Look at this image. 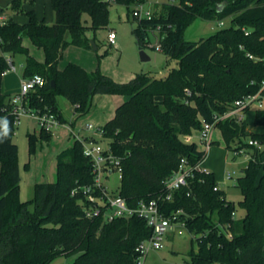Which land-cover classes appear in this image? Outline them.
Returning <instances> with one entry per match:
<instances>
[{"label":"trees","instance_id":"trees-1","mask_svg":"<svg viewBox=\"0 0 264 264\" xmlns=\"http://www.w3.org/2000/svg\"><path fill=\"white\" fill-rule=\"evenodd\" d=\"M50 2L53 23L39 18L36 0H12L11 9L27 21L9 18L0 24V264H53L61 255H75L68 264H138L137 248L152 235V227L138 215L111 221L86 216L87 196L82 187L92 185L95 174L79 140L58 154L56 180L36 182L33 197L21 199L19 147L14 141L17 127L9 111L10 96L2 90L7 56L14 60L20 54L25 56L23 76L44 78V84L29 93V105L56 113L61 122L66 120L58 103L60 95L74 104L76 117L89 113L97 94L127 97L102 126L100 139L109 140L123 165L120 183L111 191L126 198L130 206L159 197L166 214L182 209L180 218L185 219L187 230L203 234L192 238L198 248L189 253L191 264H264V108L256 109L254 116L261 131L249 132L245 119L225 118L216 124L229 151L246 148L252 154L235 181L242 194L238 204L245 209L243 216H233L236 204L219 186L213 170L175 189L171 200H166L165 184L183 157L196 163L203 156L200 141H186L185 136L195 135L203 120L213 121L215 115L233 108L236 99L260 89L264 0H178L163 3L151 18L133 15L141 50L150 43V33L157 32L160 50L168 62L176 60L177 65L165 76L141 72L127 82L75 62L59 67L68 44L92 47L95 32L109 24L112 3ZM145 2L116 1L129 8ZM196 17L229 19L230 25L208 37L187 40L184 28ZM26 37L44 50V61L30 52ZM39 136L47 140L52 132L42 129ZM37 138L36 133H29L31 151ZM250 139L260 145L249 144ZM76 188L78 192L73 193Z\"/></svg>","mask_w":264,"mask_h":264},{"label":"rangeland","instance_id":"rangeland-1","mask_svg":"<svg viewBox=\"0 0 264 264\" xmlns=\"http://www.w3.org/2000/svg\"><path fill=\"white\" fill-rule=\"evenodd\" d=\"M167 2H178V0H146L145 5L150 7L154 13H159L163 3ZM35 7L37 15L40 18H45L48 23H53L55 12L50 0H36ZM0 8L1 11H13L9 4L1 5ZM132 9L133 6L129 8L126 4L112 3L109 7V24L107 27L98 29L95 32V40L92 42V47L83 48L68 44L63 52L64 62L73 61L79 63L89 71L100 70L119 82H127L133 74L141 72L165 76L169 68L177 65V61L171 60L168 62L166 53L156 47L158 43L157 32L150 33V43L143 48L150 59L142 60L140 55L141 48L137 43V37L133 31L137 26V21L133 16ZM229 25V19L221 22L219 20H205L196 17L184 28L183 34L185 39L196 41L202 37H208L217 30ZM110 31H114L117 36L115 44H111L108 41ZM88 35L91 38L94 37L93 31H88ZM66 37L70 41L71 36L69 32ZM24 41L27 46H30L31 53L38 60L41 61L42 55L45 59L42 48L34 45L27 37ZM14 63L17 70L3 76L2 83V90L8 92L10 95L17 93L21 88V79L24 77L25 70V56L21 54L15 56ZM109 97L113 96L95 95L89 113L76 117L74 104L64 96H58L59 107L66 121L55 128L51 138L47 140L39 136L42 128L34 117H22L14 134V141L19 147L18 159L21 171L20 197L22 200H28L33 197L36 182L56 180L57 156L75 140L69 130L70 124L73 123L78 128L87 123H93L98 128L102 127L111 118L114 113V105L108 100ZM117 97H122L124 100L127 98L123 95H118ZM256 108L257 106L254 105L245 114L244 119L249 132L262 130L260 126L257 127L254 124ZM29 133H36L38 135L34 151L30 150ZM197 133L198 131L195 135ZM213 140L214 142L205 159L206 165L210 170L215 172L217 182L226 191L228 198L235 202L237 216H243L245 209L238 204L242 198V194L241 190L235 185V181L242 174L243 167L249 159L245 154L235 155L233 151H229L226 148L225 140L219 127H216L214 130ZM199 143L203 148L201 142ZM100 144L108 147L109 140L100 139ZM226 171H235L234 179L230 180L229 184L224 181ZM103 182L110 190H116L120 183L118 172L114 171L110 174H105ZM192 238L193 235L188 230H184L181 234L178 230L171 229L165 237L163 248L160 250H150L144 259V264H191L189 253L192 248L195 250L198 248L196 240ZM74 258L75 255L69 257L61 255L53 260V264H68Z\"/></svg>","mask_w":264,"mask_h":264},{"label":"built area","instance_id":"built-area-1","mask_svg":"<svg viewBox=\"0 0 264 264\" xmlns=\"http://www.w3.org/2000/svg\"><path fill=\"white\" fill-rule=\"evenodd\" d=\"M109 3H116L117 0H105ZM133 15L136 17L153 16V10L147 7L145 3H139L133 6ZM5 19L0 16V24L5 23ZM222 22V21H221ZM116 34L114 31L109 32V41L111 44L116 43ZM149 44V43H148ZM161 49V44L156 46ZM8 67L3 71V76L11 71H16L17 67L14 60L7 56ZM44 84V78L40 74H34L31 77H24L21 80L20 90L10 96L9 111L14 116V125L17 127L23 116L34 117L41 128L47 132H53L55 128L59 127L62 122L58 115L50 111H41L40 109L33 108L28 103L29 93L36 87ZM257 108H264V78L261 82V87L256 93L246 94L234 102V107L221 115H215L213 121L203 120V127L196 135H186V141L193 138L198 139L203 145V156L196 163H190L183 157L180 161L179 167L166 181L167 196L166 200H171L172 192L182 186L189 184L197 174L207 172L209 169L205 166V159L211 149L213 143V135L216 124L218 121L225 118H236L242 120L245 118L247 111L251 110L253 106ZM72 137L79 140L84 147V154L89 157L93 164V172L95 174V181L92 185L82 187V191L86 194V204L84 211L87 217L95 218L102 216L108 221L117 217H129L138 215L144 218L147 223L152 227V235L142 241L137 250L140 252L138 264H144V259L148 252L152 249L160 250L164 246V240L167 233L171 229L178 230L183 233L187 230L185 219L180 218V214L184 211L182 209L166 214L162 208L161 200L159 197L152 199H142L137 205L130 206L127 199L118 193L112 192L107 185L103 182L105 174H110L117 171L119 177H122L123 165L122 158L116 155L108 145L102 146L99 139L103 136V128H96L93 123H87L82 127H75L69 125ZM249 144L260 145L258 140L250 139ZM235 155L245 154L248 159L252 158V154L246 149L241 148L233 151ZM235 171H226L225 179L233 180ZM218 186L215 187L217 189ZM79 188L74 189L73 193L78 192ZM233 216L237 215V211H233ZM203 235L193 234V238ZM231 235V233H229Z\"/></svg>","mask_w":264,"mask_h":264},{"label":"crops","instance_id":"crops-1","mask_svg":"<svg viewBox=\"0 0 264 264\" xmlns=\"http://www.w3.org/2000/svg\"><path fill=\"white\" fill-rule=\"evenodd\" d=\"M11 1L12 0H0V6L1 5H4V4H9V5H11ZM27 8H30V6L28 5V4H26L25 5ZM2 7H4V6H2ZM1 9V8H0ZM34 9L36 10V7L34 6ZM37 12V11H36ZM14 11H11V12H7V11H5V10H3V11H1L0 10V16L1 17H3L5 20H8L9 18H14L15 20H17V21H19V22H26L27 21V17L25 16V15H19V14H17V13H15ZM40 18V17H39ZM55 20V19H54ZM54 22V21H53ZM108 41H109V39H108ZM32 42V41H31ZM110 42V41H109ZM24 43H25V41H24ZM25 45H27L26 43H25ZM28 47H29V49H30V52H31V48H30V46L28 45ZM44 56H45V53H44ZM41 61L44 59L43 58V55L41 56ZM64 56H63V58H62V61H60V63H59V67L60 68H64L69 62H73V61H66V62H64ZM45 60V59H44ZM43 60V61H44ZM76 63V62H75ZM79 64V63H78ZM81 65V64H80ZM82 66V65H81ZM84 67V66H83ZM136 75V73L135 74H133L132 76H131V78L130 79H132L134 76ZM24 78V77H23ZM22 78V79H23ZM21 79V80H22ZM4 92V91H3ZM4 93H6V94H9L8 92H4ZM105 95H107V96H113V97H109V101H110V103L112 104V105H114V113H115V110H116V108L122 103V102H124V98H122V97H117L118 95H108V94H105ZM9 96H12V94L10 95L9 94ZM112 98V99H111ZM114 113L112 114V116H111V118L113 117V115H114ZM110 119V118H109ZM108 121V120H107ZM106 121V122H107ZM105 122V123H106ZM74 126H75V124H74ZM76 127V126H75ZM258 127V126H257ZM205 166L208 168V169H210L207 165H206V162H205ZM224 181L226 182V183H230L231 181L230 180H226L225 179V177H224ZM220 186V185H219ZM221 187V186H220Z\"/></svg>","mask_w":264,"mask_h":264},{"label":"water","instance_id":"water-1","mask_svg":"<svg viewBox=\"0 0 264 264\" xmlns=\"http://www.w3.org/2000/svg\"><path fill=\"white\" fill-rule=\"evenodd\" d=\"M140 55H141L142 60L150 59V57L146 54V52L143 49L140 51Z\"/></svg>","mask_w":264,"mask_h":264}]
</instances>
